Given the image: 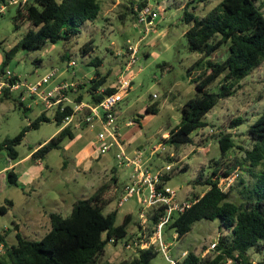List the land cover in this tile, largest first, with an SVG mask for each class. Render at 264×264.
I'll list each match as a JSON object with an SVG mask.
<instances>
[{"label": "rangeland", "instance_id": "374dc122", "mask_svg": "<svg viewBox=\"0 0 264 264\" xmlns=\"http://www.w3.org/2000/svg\"><path fill=\"white\" fill-rule=\"evenodd\" d=\"M188 1L98 0L100 12L97 18L86 22L84 27H81L80 34L74 39L68 42L59 41L54 45L46 44L41 50L20 49L3 67L4 53L16 46L29 29L28 24L20 28L14 27L12 18L16 14L17 6L8 5L0 13V70H9L21 82L34 83L53 69H57V75L51 80L50 85L62 79L60 84H77L76 92L81 91L79 87H83V84L88 85L96 72L106 76L105 87L109 88L116 83L120 75L132 77V84L126 97L116 106L117 125L120 128L121 140L123 144L125 143L124 151L127 155L131 156L132 151L142 147L140 149L144 151V155L149 156L152 147L162 143L166 138L165 135L179 124L183 105L196 96L195 85L190 80L205 72V61H202L199 67H193L200 55L188 50L184 37V33L190 26L182 20ZM142 2L152 9H157L158 13L154 25L147 33H145V26L139 24L136 18L135 9ZM217 3V0L193 3L189 5L188 11L196 18H201ZM131 5L135 16L128 12V6L131 7ZM255 5L261 8L264 15V0H256ZM89 38L94 39V50L83 56L79 52V47ZM127 45H136L137 54L134 64L125 71L128 60L125 56ZM228 45H222L209 57V60L223 61L229 53ZM64 55L68 56V59L63 58ZM95 58L100 60L97 68L89 64ZM70 61H74L76 66L68 67ZM220 80L221 77L213 82L208 87V91L219 92ZM80 93L88 102V94H84V91ZM19 94L20 91L12 92L9 99L0 101V143L6 138L15 137L23 127L40 115L44 114L49 118L48 122L40 124L35 129H29L20 144L15 147L18 153L17 161H24L39 144L55 136L64 124L57 126L52 120L53 108H46L39 99L25 94L21 101ZM76 94L72 91L66 92L72 101H75L77 97L71 96H77ZM150 105L157 106L156 114L145 113V108ZM263 112L264 62L242 80L234 83L232 96L219 100L206 115V125L191 134V144L174 149L163 143L165 150L152 156L153 161H156L159 166L169 164L172 166L170 178L164 184L165 188L170 191L191 188L194 191L199 190L201 186H193L192 182L198 176L208 178L215 168V162L220 165L230 162L236 167L234 173L222 181L224 191L230 185H235L238 179L237 174L243 176L245 182H250L251 177L246 172L247 167L242 166L241 161L244 151L251 147L247 129ZM133 117L138 119L139 126L135 124L124 127V124ZM237 117H241L243 123L231 128V120ZM76 126L77 120L74 116L70 124L73 138L71 140L66 138L61 150L50 153L51 170L44 172L41 179L35 182L36 192H32L30 186L25 187L24 191L9 186V189L4 191L3 195L13 199L15 209L8 215L0 214V230L9 229L8 241L15 243L12 222L19 225L25 223L22 209L43 205L52 209L50 211L65 217L70 213L72 204L76 200L89 197L97 187L103 185L106 187L109 200L104 213L116 209L117 225L122 223L127 214L132 216L133 221L128 225V235L125 238L121 239L117 245L112 243L106 245L101 261H107L110 264L130 262L136 256L137 250H128L123 244L135 233L139 202L137 197L133 196L122 207H117L123 186L128 183L130 169L117 166L114 156L115 148L103 155L99 161L87 158L95 147L93 141L102 127L98 122H95L92 127L82 129ZM225 129L226 133L232 135L235 147L222 158L218 138L219 132ZM211 130L212 133H210ZM170 153L174 154V158L168 161L166 156ZM6 161V151L1 149L0 168ZM64 161L66 168L61 169V163ZM90 162L92 167L89 170L87 163ZM185 166L187 168L182 169ZM110 168L116 171L112 173ZM81 169L87 172L81 173ZM83 174H86L85 177ZM64 175L68 177L66 186L54 184L56 178ZM111 176L116 177L117 184L111 181ZM240 188V185H235V190L229 196L230 201H236L238 198L236 192ZM59 191L62 192L63 198L60 197ZM53 203L60 204L61 209L55 208ZM219 226V219L202 220L196 222L190 232L180 239H176L173 229H170L168 225L165 226L162 230V241L169 245V249L164 253L159 245L155 244L153 247L156 255L149 264H169L167 258L176 260L184 251L193 252L200 258H213L216 253L210 246L217 243L218 237L222 234ZM48 230L49 224L45 230L36 234L23 232L22 235L32 240H39ZM248 255L255 262L264 260V251L257 253L255 250H250Z\"/></svg>", "mask_w": 264, "mask_h": 264}, {"label": "trees", "instance_id": "16d2710c", "mask_svg": "<svg viewBox=\"0 0 264 264\" xmlns=\"http://www.w3.org/2000/svg\"><path fill=\"white\" fill-rule=\"evenodd\" d=\"M10 0H0L5 6ZM209 0H189L185 6L182 20L190 24L184 33L187 48L192 53H198L199 59L193 67H199L205 61V72L190 81L194 83L196 96L189 99L181 109V118L177 126L172 128L163 143L177 149L191 144V134L206 125V115L216 106L219 100L227 99L233 94L234 83L258 68L264 62V15L256 0H217V4L205 16L196 18L188 11L189 5L205 3ZM139 3L136 10L145 7ZM194 9V8H192ZM100 12L98 0H28L17 6L12 18L15 28L24 24L29 29L16 46L4 53L3 67L20 50H41L46 44H56L59 41L68 42L80 34L81 27L86 22L94 21ZM128 12L135 16V11L128 6ZM122 17V16H121ZM228 45V55L221 62L209 60L222 45ZM94 50V39L89 38L79 47V52L86 56ZM67 58L68 56H62ZM98 67L100 60L95 58L89 62ZM3 69L0 70V73ZM221 77L220 90L217 93L208 91V87ZM106 76L96 72L88 85L79 87L88 94V104L98 105L106 95L113 93V88L105 87ZM75 98L76 103L84 101L80 91ZM11 93L4 91L0 101L7 100ZM64 106L63 111L60 108ZM86 114L88 110H83ZM147 114H156L157 106L150 105L145 109ZM72 106L59 104L55 107L52 120L57 126H62L65 118L74 116ZM44 114L37 117L13 138H6L0 143V150L6 151V158L12 162L18 160L15 147L20 144L29 129H35L40 124L48 122ZM243 123L241 117L230 122L235 128ZM226 129L219 132L218 146L222 158L235 147L232 135ZM251 147L244 151L242 166L251 181L245 182L243 176L237 174L236 201H230L229 196L235 190L230 185L223 190L222 181L228 179L236 170L230 162L220 165L215 162V168L208 178L198 176L193 186L204 188L203 196L190 209L172 217L168 224L180 239L190 232L192 226L199 221H214L219 219V229L222 234L215 244L213 258H200L193 252L178 264H225V260L233 258L244 264H250L248 252L264 251V112L247 129ZM73 138L69 125H65L49 141L39 144L31 153L33 160H43L49 153L62 149L63 141ZM168 159V158H167ZM171 159H168L170 161ZM185 166L182 169H186ZM116 169H112L114 173ZM171 173V172H170ZM170 174L163 179L165 184ZM111 181L117 184V179L111 176ZM6 184L10 187L24 189L18 181L13 168L6 171ZM109 204L106 187L101 185L87 198L76 200L67 216L59 213H49L50 229L39 239L32 240L15 232V243L8 241V232L0 230V264H110L101 261L107 244L117 245L128 235V225L133 221L130 214L125 215L121 224H116L117 210L104 213ZM2 213V212H0ZM163 214V209L149 214L152 224H157ZM135 225L139 227L138 221ZM227 233V234H226ZM156 255L153 246L147 250H137L136 256L124 264H149ZM264 264V260L258 262Z\"/></svg>", "mask_w": 264, "mask_h": 264}, {"label": "built area", "instance_id": "2783aa9c", "mask_svg": "<svg viewBox=\"0 0 264 264\" xmlns=\"http://www.w3.org/2000/svg\"><path fill=\"white\" fill-rule=\"evenodd\" d=\"M28 0H10L7 5L0 8V13L3 12L6 6L23 5ZM136 18L139 24L145 26V33L148 32L154 25V21L158 16L157 9H152L148 5L136 10ZM137 54V47L127 45L125 56L128 60L125 71L134 64ZM74 61L68 62V67H75ZM58 70L53 69L46 75L34 83H26L19 81L13 76L9 70H3L0 73V96L4 91L9 93L20 91V96L23 94L28 97L39 99L46 108L56 107L59 104H69L72 106L75 114L88 110L85 115L84 122L87 126L92 127L95 122H98L102 130L95 138L96 155L103 156L113 148H115V159L118 167H128L130 169L128 175V183L123 186L122 193L118 199L117 207H122L131 197L136 196L139 202L138 209V225L135 233L128 237L123 246L128 250H147L151 246L158 244L161 250L166 253L169 245L162 241V230L165 226L170 224L172 217L180 215L190 209L204 194V188L194 191L191 189L170 191L165 188L163 179L172 171L171 164L152 168L146 161L144 152L136 150L131 156L125 153L123 142L120 133L116 126L117 109L116 106L126 97L131 84L132 77H123L120 75L116 83L111 87L115 91L106 95L98 105H90L88 103H76L66 95V92H74L77 84L63 83L50 88L51 80L57 75ZM64 106L60 108L62 112ZM73 117V116H72ZM72 117H67L64 124L71 121ZM135 119L127 122V126L135 125ZM212 133V130L210 131ZM167 137V135H165ZM164 144L159 143L152 147L149 158L160 151H164ZM167 155V154H166ZM168 159L174 158V154L170 153L166 156ZM201 189V190H200ZM163 209V214L159 218L157 224H152L149 219V214L154 211ZM216 243H213L210 248L214 249ZM2 245L0 244V251ZM187 255V252H182L180 257L176 260L167 258L169 264H178ZM225 264H244L240 260L228 258ZM250 264H259L250 260Z\"/></svg>", "mask_w": 264, "mask_h": 264}, {"label": "crops", "instance_id": "0c3cea01", "mask_svg": "<svg viewBox=\"0 0 264 264\" xmlns=\"http://www.w3.org/2000/svg\"><path fill=\"white\" fill-rule=\"evenodd\" d=\"M61 80L62 79L57 81L55 84L50 85V88L55 86V85L60 84ZM81 91H84V90L82 89ZM19 97L22 101L23 98L20 96V94H19ZM71 97L73 98V97H77V96H71ZM82 102L87 103L85 100ZM52 108H53V110L55 109V107H52ZM85 115H86V113L83 111L74 115L75 119L77 120V126L76 127H80L81 129L88 127L84 122ZM74 116H73V118H74ZM73 118L71 119V122L73 121ZM132 119H135V123L137 124L138 119L135 117H133ZM71 122L65 123L59 129V131L65 125L70 126ZM127 122L124 124V127H130V126H127ZM117 124H118V117L116 119V126H117L118 131H120V128ZM137 125L139 126V123ZM101 130H102V128H101ZM94 143H95V139L93 141V144ZM124 144H123V147H124ZM95 147H93L91 154H89L87 158H90L94 161L95 160L99 161L100 159H102L103 156L98 157L96 155ZM140 148H142V147H140ZM140 148L136 149V150L143 151ZM136 150L132 151L131 154H133ZM31 153H32V151L27 155V157H26V159H24V161H17L15 163L6 158L7 161H6L5 165H3L2 168H0V212H2V213H0L1 215H8L10 212H13V210L15 209V203H14L13 199L11 197H8L7 195H3L4 191H6V189H9V186L6 184V171L7 170H9L10 168H13L14 172L16 173V175L18 177V181L24 186V188L30 186L32 192H36L35 191L36 188H34V187L37 185L35 182L38 181L39 179H41L44 172L51 170V165L49 163L50 153L43 160H33L31 158ZM115 153H114V155H115ZM145 158H146L147 163L152 168L160 167L156 161H153L152 157L149 158L148 156H145ZM61 164H62L61 169H65L66 168V162L64 161ZM91 167H92L91 162L87 163V168L89 170L91 169ZM110 169L112 170L114 168H110ZM80 172L83 173V172H87V171H85L84 169H81ZM85 175L86 174H83L84 177H85ZM56 183H58V185L66 186L68 183V177L66 175L59 176L54 181V184H56ZM22 191H24V189ZM58 193H59L60 197L63 198L62 192L59 191ZM53 205L58 210L61 209L60 204L58 205L57 203H53ZM50 210H52V209H49L48 207L43 206V205L34 206L32 208L22 209L23 216L25 218V223L22 225H19L17 223L12 222V228L14 230V234H15V232H19L21 234H23V232H31L33 234H36L39 231L45 230L47 228L48 224H49V229H50V223H49V217H48L49 213H56L55 211H50ZM3 230H6L7 232H9V229H3Z\"/></svg>", "mask_w": 264, "mask_h": 264}]
</instances>
